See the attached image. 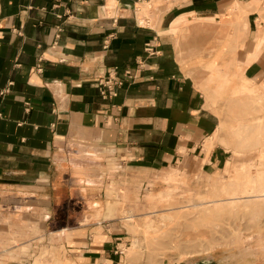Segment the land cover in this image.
<instances>
[{
    "label": "crops",
    "instance_id": "0c3cea01",
    "mask_svg": "<svg viewBox=\"0 0 264 264\" xmlns=\"http://www.w3.org/2000/svg\"><path fill=\"white\" fill-rule=\"evenodd\" d=\"M263 1L0 0V242L44 210L59 264H145L106 213L134 189L110 179L222 166L227 153L207 150L221 119L198 74L234 67L237 50L243 81L264 79ZM160 264H264V221L240 245Z\"/></svg>",
    "mask_w": 264,
    "mask_h": 264
},
{
    "label": "rangeland",
    "instance_id": "374dc122",
    "mask_svg": "<svg viewBox=\"0 0 264 264\" xmlns=\"http://www.w3.org/2000/svg\"><path fill=\"white\" fill-rule=\"evenodd\" d=\"M261 7V31L264 32V1ZM240 15L238 21L235 20L237 23H233L238 30L244 28L245 13L241 12ZM183 20L182 24L186 22L189 25V20ZM192 21L193 19L190 22ZM237 37V41L245 38L241 33ZM236 52L237 50L234 51V67L223 65L220 67L223 71L219 75L212 74L208 67H201L198 74L204 80L203 91L221 119L219 129L207 142L210 144L207 150L219 146L227 153L222 166L209 172L186 164L173 165L151 173L139 172L120 181L110 179L113 189H134V193L127 194L126 198L122 196L120 203L124 208L121 211L116 208L106 210V213L123 220L124 229L130 236L127 254L131 259L145 264H160L167 258L172 262L181 261L209 253L217 247L240 245L249 234L261 232V221H264L262 199L260 203L252 199L241 201L243 204L251 202L250 206L241 202L240 205L213 204L230 198L228 195L239 189L252 190L258 184V188L264 187V94L242 90L244 87L254 88V85L264 87V79L254 85L245 79L243 81ZM244 171L250 172L243 173ZM238 174L244 187L240 185L239 179L230 186L231 178ZM251 180L252 184L248 187ZM222 184L228 187L224 188L225 191L216 188ZM219 192L221 193L218 194ZM110 196H116V192ZM112 205L117 206L118 202H113ZM95 212L97 214L99 211ZM45 219V212L42 210L39 227L27 224L10 226V238L13 239L0 242V250L9 248V256H1L0 264H59L63 246H60L59 240L49 241L45 238L48 229L44 225ZM34 231L41 235L37 240L29 238Z\"/></svg>",
    "mask_w": 264,
    "mask_h": 264
},
{
    "label": "bare ground",
    "instance_id": "6f19581e",
    "mask_svg": "<svg viewBox=\"0 0 264 264\" xmlns=\"http://www.w3.org/2000/svg\"><path fill=\"white\" fill-rule=\"evenodd\" d=\"M241 5V4H240ZM243 7L245 8V5H243ZM241 11H243V10H241ZM246 12V11H245ZM244 11H243V13H245ZM201 19V18H200ZM210 19V18H209ZM183 19H181V21L180 22H183L182 21ZM204 22V21H203ZM180 24V23H179ZM178 24V25H179ZM177 25V26H178ZM217 73V72H216ZM213 74V73H212ZM218 75L220 74V73H217ZM217 74H214V75H217ZM244 90H247V89H244ZM248 93H252V94H264V91L263 90H261V89H256V88H250L249 89V91H248ZM263 96V95H262ZM261 96V97H262ZM210 145H208V147H209ZM248 167V166H247ZM252 168V167H251ZM242 169V168H241ZM253 169V168H252ZM246 170V169H245ZM257 170V169H256ZM251 172H253L252 170H250ZM250 171H244L243 173H248V172H250ZM255 171V170H254ZM241 172V171H240ZM239 172V173H240ZM243 173H242V175H243ZM236 174V173H235ZM257 174V173H256ZM262 174H264V173H262ZM262 174H260V175H262ZM248 175V174H247ZM252 176H253V174H251ZM238 176H240L239 174L237 175V176H233L232 178H231V182H230V186L231 185H233L234 183H236V181L239 179L240 181V185L241 184H244V183H242L241 182V178H238ZM254 176H257V175H254ZM246 177V176H245ZM259 177V176H258ZM262 177H264V176H262ZM252 179V178H251ZM261 180V179H260ZM259 181V180H258ZM229 182V181H228ZM227 182V183H228ZM245 182H246V180H245ZM248 182H250V180L248 181ZM260 182V181H259ZM258 182V183H259ZM255 183V182H254ZM261 183V182H260ZM214 184V183H213ZM251 184H252V180H251V183H248L247 184V186L249 187V185L251 186ZM227 185H229V183L227 184ZM219 185H217V189L218 188H222L221 190H223V191H225V187L226 186H224L223 184L222 185H220L221 187H218ZM242 187H244L243 185H241ZM258 186H259V184H258ZM258 186H254L253 187V189L252 190H250V189H243V190H237V191H235L234 193L232 192L231 194H227L230 198H225V199H222V200H219V201H215L213 204H218V203H231L232 205H240V202L241 201H244V200H250V199H252V201H254V200H256V201H259V203H260V201H261V199H262V202H264V187H261V188H258ZM261 186V185H260ZM215 187V186H214ZM234 187H235V185H234ZM247 187V188H248ZM256 187L258 188L257 190H255L256 189ZM226 188H228V187H226ZM232 188V187H231ZM246 188V187H245ZM223 191H221V192H223ZM227 191V190H226ZM232 191V190H231ZM221 192H219L218 194H220ZM224 193V192H223ZM227 193H229V192H227ZM217 194V195H218ZM225 196H226V194H225ZM222 197V196H221ZM250 202V201H249ZM255 202V201H254ZM253 202V203H254ZM211 204V203H210ZM224 204H222V205H224ZM241 204H243L242 202H241ZM244 204H248L249 206H250V204H251V202H250V204L248 203V202H246V203H244ZM243 204V205H244ZM263 205H264V203H262ZM262 204H260V205H262ZM219 205V204H218ZM255 205H256V203H255ZM255 205L253 204V206L255 207ZM259 205V204H258ZM221 206V205H220ZM224 206H226V205H224ZM229 206V205H228ZM242 206V205H241ZM227 207V206H226ZM243 207V206H242ZM253 207V209H255ZM188 208H190V207H188ZM232 208V207H231ZM187 209V208H186ZM245 209H247V208H245ZM249 209V208H248ZM261 209H263V208H261ZM261 209H259L258 211H261ZM228 210H229V208H228ZM231 210V209H230ZM242 211H243V208H242ZM247 211V210H246ZM257 211V212H258ZM241 212V211H240ZM257 212H255V213H257ZM254 213V215H256ZM163 215H164V213H163ZM166 217H168L167 215H166ZM165 217V218H166ZM170 218V217H169ZM209 218H211V217H209ZM163 221V220H162ZM197 222V221H196ZM151 225H152V223H151ZM150 225V226H151ZM151 228H153V227H151ZM148 229V228H147ZM207 238V237H206ZM136 246L134 245V248H135Z\"/></svg>",
    "mask_w": 264,
    "mask_h": 264
}]
</instances>
